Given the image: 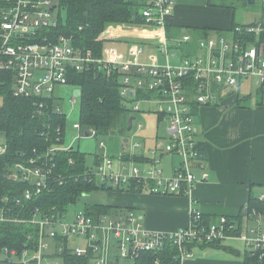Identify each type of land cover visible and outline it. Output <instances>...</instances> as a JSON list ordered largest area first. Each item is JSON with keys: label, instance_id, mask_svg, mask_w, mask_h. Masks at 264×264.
I'll return each mask as SVG.
<instances>
[{"label": "built area", "instance_id": "2783aa9c", "mask_svg": "<svg viewBox=\"0 0 264 264\" xmlns=\"http://www.w3.org/2000/svg\"><path fill=\"white\" fill-rule=\"evenodd\" d=\"M146 1L142 14L148 23H155L153 28L161 30L159 39L151 44L153 53H146L145 43L113 35L108 30L115 27L112 25L104 31L106 43L101 57H93L90 50H82L71 37L57 31L59 14L62 18L53 0H0V83H9L14 96L50 97L58 96L56 89L71 85L72 71L92 69L117 79L123 104L132 112L140 110L142 102L160 106L157 113L167 120V142L164 148L149 150L144 155L146 160L139 163L130 160L133 163L128 165L121 157L118 168H114L115 158L104 152L99 162L89 167L90 180L94 178L102 187L124 189L139 182L142 192L182 194L194 203L196 178L192 168L202 169L204 161L199 159L193 107L215 104L242 82L264 87V19L236 23L228 35L200 38L192 46L188 33L171 39L166 36L165 17L172 12L175 0ZM261 2L264 11V0ZM121 42L130 47L123 57L113 46ZM71 86L70 101L74 102L80 90ZM76 89L78 95H74ZM148 92H152L149 97L142 96ZM56 111L61 112L60 106ZM72 128L77 131V139L96 136L94 128L82 129L78 122L72 123ZM68 147H49L42 155L15 162L9 168L7 178L26 187L19 195H1L0 223L22 226L25 238L21 250L0 246V264H64L72 255L87 258L86 264H123L134 261L142 251H158L166 239L178 246L181 260L193 254L194 247L188 250V244L230 238L242 240L245 249L264 263V214L256 209L240 220L220 216L204 225L200 222L202 213L190 208L187 226L159 231L147 228L134 209L94 215L84 206L70 214L68 206L78 200L63 208L30 206L32 197L52 190L51 182L57 181L52 155ZM97 147L103 149L105 144L99 141ZM6 148L0 134V155ZM166 153L180 158L170 176L163 175L158 165ZM201 178L207 179V174L203 172ZM257 197L264 200L263 193Z\"/></svg>", "mask_w": 264, "mask_h": 264}, {"label": "trees", "instance_id": "16d2710c", "mask_svg": "<svg viewBox=\"0 0 264 264\" xmlns=\"http://www.w3.org/2000/svg\"><path fill=\"white\" fill-rule=\"evenodd\" d=\"M58 11L64 9L66 14L65 22L60 20L57 31L72 38V42L82 50H90L93 57H101L102 49L106 43L104 31L112 24L114 25H135L156 27L155 23H148L142 14V9L148 2L146 0H53ZM216 1V0H215ZM217 0L219 7L233 9L232 5L221 3ZM176 5V0H175ZM174 5V8H175ZM208 5L214 6L213 0H208ZM174 8L172 12L174 11ZM234 10V9H233ZM172 12L165 17L164 29L166 36L171 39L178 37L176 30H173L169 23ZM236 23L232 22L229 29ZM178 35V36H177ZM182 35V34H181ZM191 45L195 46L196 38L191 36ZM200 39V38H199ZM69 83L80 90L79 95V121L81 128L92 127L96 136L107 135L110 132L126 130L127 119L131 109L123 104L120 95V82L117 79L106 77L89 69L87 71L70 73ZM260 90V89H259ZM152 92L143 94L149 97ZM0 134L5 138L6 151L0 155V197L5 193L19 195L26 185L20 181L8 179L6 174L13 163L26 161L37 155H42L49 147L66 146L63 142V135L66 126V117L62 112H57L56 107L60 106L58 96L50 97H21L14 96L10 84L0 83ZM250 95L236 98V104L246 103ZM41 103V105H40ZM199 105L195 104L192 110L193 115ZM158 120L162 115L157 113ZM57 129L59 131H57ZM197 149L200 153L199 159L205 161L206 152L204 144L198 139ZM88 153L79 148L69 146L53 153L51 163H54L53 174L57 181L51 182V191H43L40 195L32 197L29 205L43 206L49 208L56 206L63 208L67 203H75L80 195L91 190H113L119 192L140 193L142 187L139 182L129 184L124 188L102 187L97 184L94 178L90 180L89 167L86 164ZM69 159L72 162H69ZM124 161L142 162L146 160L144 155H131L122 157ZM100 155L95 156V163L99 162ZM86 208L90 213H115L123 209H135L134 207H121L105 204H87ZM256 209L264 214V200L250 192L248 203L245 207V214L250 215L251 210ZM229 217V216H228ZM242 210L236 216L237 220L242 219ZM216 218L202 214L200 222L204 225L215 221ZM25 232L23 227L14 224L0 223V246L15 247L21 250ZM221 241L192 243L187 249L193 247L205 248L209 246L218 247ZM235 250V249H234ZM178 246L171 240H164L163 247L158 251H142L134 261H126L127 264H179ZM87 258L72 255L64 264H86ZM125 264V263H124ZM243 264H264L257 254L252 255L245 249Z\"/></svg>", "mask_w": 264, "mask_h": 264}, {"label": "crops", "instance_id": "0c3cea01", "mask_svg": "<svg viewBox=\"0 0 264 264\" xmlns=\"http://www.w3.org/2000/svg\"><path fill=\"white\" fill-rule=\"evenodd\" d=\"M214 7L208 5V0H176L169 23L178 35L188 33L196 40L209 38L207 33L210 30L216 36L228 35L227 29L234 20V8ZM263 18L261 16L256 20ZM112 25L118 26L116 31L119 39L145 43L147 54L153 53L151 44L161 36V30L152 27ZM181 28H187V31L183 32ZM248 82L253 85L256 97L251 104L233 106L230 103L232 108L228 112L231 114H222L220 99L212 105L198 106L193 115L198 139L204 144L206 152L203 168L192 170L196 178L192 189L194 203H190L189 197L182 194L126 192L136 195L130 197L131 203H136L132 207L142 215L147 228L174 231L185 227L190 220V208L216 219L220 216H236L241 210L244 211L250 192L256 196L264 194V87ZM230 95L235 98L239 96L237 91ZM179 163L171 166L166 164L164 169L168 170L169 176ZM203 172L207 174L205 180L201 178ZM198 250L197 253L192 251L191 257L181 259L179 264H243L245 247L240 250L222 241L218 247L209 246Z\"/></svg>", "mask_w": 264, "mask_h": 264}, {"label": "rangeland", "instance_id": "374dc122", "mask_svg": "<svg viewBox=\"0 0 264 264\" xmlns=\"http://www.w3.org/2000/svg\"><path fill=\"white\" fill-rule=\"evenodd\" d=\"M53 2L56 3L55 1ZM213 2H215L214 6L219 5L217 0H213ZM220 2L232 5L234 7V22L236 23H249L252 21H256V19L261 16L264 17L263 3L261 2V0H255L254 4H247L246 0H221ZM214 6L212 7L216 8ZM60 13L63 22H65L66 14L64 9H61ZM117 29L118 26L112 27L111 29L110 27L108 28L109 31L113 32V35H118V32L116 31ZM181 29L183 32L187 31V28ZM207 34L208 37L216 36V33L212 30H210ZM113 46L117 47V50L122 57L130 52V47L126 43L121 42V44H113ZM142 59L145 60L144 57H142ZM235 91L238 92L239 98L250 95V100L246 102L247 104H251L256 100V97H254L253 94V85L248 81L242 82L237 89H229L226 94L222 96V99L219 103L223 104V111L221 112L222 114H231L228 112L232 108V106H229L230 103H232L233 106H237L236 98L233 95H230ZM55 92L59 96L58 99L60 100L61 112L64 113L66 117V126L63 135L64 145L77 148L78 142L81 141L79 143V150L88 153L86 161V164L88 166H92L95 164L96 155H100L106 152L108 156H113L115 158L114 168H118L119 164L121 163V160H119L121 157L131 155L147 156L149 150L153 149L155 146L164 148L167 142V120H158L157 115V111L160 110V106L154 103L144 102L139 104L140 110L134 112L130 111V115L135 117V119L132 121L130 130H125L124 132H110L107 135H99L97 137L82 136L77 139V131L72 128V123L79 121V97H76L74 102L70 101L73 96L71 85L60 87L59 89H56ZM99 141H102L105 144V147L103 149L97 147ZM137 142H140L141 145L135 146V143ZM179 161L180 158L178 156H170L166 153L163 155L161 163H159L158 165L162 168L163 175L169 176V174H167L168 170H166V168L164 169V167L166 166V164H168L169 166L176 165V163H178ZM132 163L133 162L131 161L126 162V164L128 165H131ZM138 166L143 167L144 165L138 164ZM195 168L197 167H193L192 170ZM163 169L165 170V172ZM261 190H263V188ZM135 196L136 195L134 194H127L126 192L113 190H91L80 195L78 201L75 204L68 206V210L71 214L76 210L83 209L86 203L132 207V205L134 204L133 206H135L136 203L133 202L132 204L130 197ZM223 241H225L227 244L237 247L240 250L244 247V243L238 238H230ZM198 249V247H194L193 251L197 253L199 251ZM122 263L127 264L126 261H123Z\"/></svg>", "mask_w": 264, "mask_h": 264}, {"label": "water", "instance_id": "95a60500", "mask_svg": "<svg viewBox=\"0 0 264 264\" xmlns=\"http://www.w3.org/2000/svg\"><path fill=\"white\" fill-rule=\"evenodd\" d=\"M246 2H247V4H254V0H246ZM55 6L53 5L52 7H51V9H53ZM78 93H79V90L78 89H76V90H74V95H78ZM135 119V117L134 116H129L128 117V119H127V123H126V130H130L131 129V126H132V121ZM245 209H244V211L242 212V214L244 215L245 214Z\"/></svg>", "mask_w": 264, "mask_h": 264}]
</instances>
